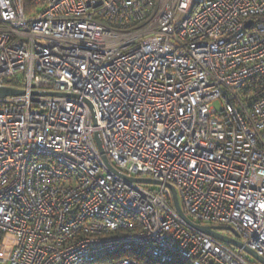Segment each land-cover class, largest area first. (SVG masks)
<instances>
[{
  "label": "built area",
  "instance_id": "2783aa9c",
  "mask_svg": "<svg viewBox=\"0 0 264 264\" xmlns=\"http://www.w3.org/2000/svg\"><path fill=\"white\" fill-rule=\"evenodd\" d=\"M33 3L0 0V264H259L166 184L264 257V0Z\"/></svg>",
  "mask_w": 264,
  "mask_h": 264
},
{
  "label": "water",
  "instance_id": "95a60500",
  "mask_svg": "<svg viewBox=\"0 0 264 264\" xmlns=\"http://www.w3.org/2000/svg\"><path fill=\"white\" fill-rule=\"evenodd\" d=\"M250 22H248L249 24ZM21 91L20 90H16L10 87H1L0 88V97H5L8 95H15V94H20ZM44 94H53V93H44ZM96 136V141L99 147L100 152H103L102 147H101V143L99 140V137L97 134H95ZM105 160V158H104ZM105 163L107 164L108 168L110 170H112L113 172H116L107 162V160H105ZM117 173V172H116ZM131 180H134L136 182L139 183H159L157 181L154 180H150V179H144V178H132ZM166 186L171 190L172 193V198H173V204H174V208L176 210V212L178 213V215L181 217V219L183 221H185L189 226L193 227L196 230H199L207 235H210L214 238H217L227 244H229L232 247H236V248H242L244 250V252L251 257L252 259H254L256 262H258L259 264H264V257L257 254L255 251L249 249L248 247L243 246V244L238 241L237 239L224 235L222 233H220V231L224 230V231H229L231 233H235V231L233 230V228L229 227V226H214V225H200V224H196L194 222H192L187 216H185L181 210L180 204H179V200L175 191V188L170 185V184H166Z\"/></svg>",
  "mask_w": 264,
  "mask_h": 264
},
{
  "label": "trees",
  "instance_id": "16d2710c",
  "mask_svg": "<svg viewBox=\"0 0 264 264\" xmlns=\"http://www.w3.org/2000/svg\"><path fill=\"white\" fill-rule=\"evenodd\" d=\"M23 5H24V11L26 13L35 7L33 0H23ZM144 261L147 264H160V263H156V262H153L150 260H148V261L144 260ZM167 264H178V263H167ZM179 264H181V263H179Z\"/></svg>",
  "mask_w": 264,
  "mask_h": 264
},
{
  "label": "rangeland",
  "instance_id": "374dc122",
  "mask_svg": "<svg viewBox=\"0 0 264 264\" xmlns=\"http://www.w3.org/2000/svg\"><path fill=\"white\" fill-rule=\"evenodd\" d=\"M150 188H157L155 185H149ZM223 233L231 235V232L222 230ZM249 260L252 261V259L249 257Z\"/></svg>",
  "mask_w": 264,
  "mask_h": 264
}]
</instances>
